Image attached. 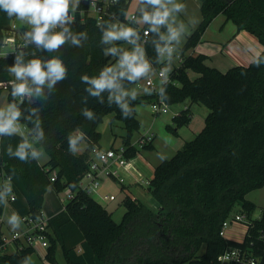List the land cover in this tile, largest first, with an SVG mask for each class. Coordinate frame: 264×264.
<instances>
[{
    "label": "trees",
    "instance_id": "1",
    "mask_svg": "<svg viewBox=\"0 0 264 264\" xmlns=\"http://www.w3.org/2000/svg\"><path fill=\"white\" fill-rule=\"evenodd\" d=\"M134 1L120 0L113 7L117 17L125 19L122 10L130 15ZM198 1L202 20L179 50L183 59L171 73L173 83L167 84L168 99L164 100L170 106L186 100L206 106L209 113L204 128L185 142L171 159L156 167L148 192L160 208L127 196L118 204L126 209L120 222L113 219L114 209L104 208L80 186L88 169L89 150L101 146L102 134L98 128L105 117L112 114L113 120L122 122L127 132L124 137L125 157H136L141 149L130 143L134 133L141 129L136 107L153 102L158 96L154 92L137 95L135 99L126 96L124 99L131 111L125 116L124 109L115 101L109 106L108 90L101 93L103 104L99 97H91L84 91L86 85L80 82L82 74L98 75L109 60L114 64L119 58L104 56L103 49L111 45L100 43L102 31L96 20L88 16L84 21L80 19L82 11L88 12L91 0H81L77 18L70 25L74 33H87L88 39L82 41V47H72L69 41L59 52H37V56L43 58L61 56L68 68L67 79L58 82L56 91L49 92L45 88L48 99L38 98L31 105H44L41 118L46 140L41 144H44L49 160L42 165L36 161L24 163L10 159L7 146L11 144L15 149L19 137L0 138V170L3 166L9 175L15 171L12 178L16 190L26 198L28 213L34 217L43 209L50 187L57 193L67 187L74 192L65 208L49 221L51 245L47 261L51 264H60L57 259L59 246L65 264H216L229 245L248 247L255 253L264 248V210L260 218L251 219L256 204L247 197L250 192L264 187V64L259 68L252 63L240 65L222 72L206 64V55L188 54L221 14L239 31L246 30L256 36L264 46V0ZM14 20L0 11V53L10 35L23 42L26 29H18ZM145 48L152 67H159L155 44L150 40ZM33 51L34 45L24 48V63L31 58L29 53ZM261 58L264 59V51ZM13 62V57L0 55V95L5 90L10 93L11 77L6 66H12ZM241 72L246 75L242 76ZM191 73H196L197 77L191 78ZM138 81L124 79L121 86L125 90ZM160 95L163 97V93ZM83 96H88L86 104ZM21 107H28L27 101ZM84 107L94 112V120L83 116L80 110ZM23 115L21 123H25ZM192 119L193 113L188 106L173 117L175 128L167 125V129L177 134ZM77 129L85 135L77 148L83 141L86 148L82 153L72 154L68 151L67 137ZM142 148L153 149L154 146L150 142ZM54 171L57 178L52 182ZM112 178L117 180L115 176ZM0 205L1 213L4 205ZM237 205L241 213L252 220L242 243L221 235L223 223ZM34 253L30 247L5 253L0 255V264H22Z\"/></svg>",
    "mask_w": 264,
    "mask_h": 264
},
{
    "label": "clouds",
    "instance_id": "2",
    "mask_svg": "<svg viewBox=\"0 0 264 264\" xmlns=\"http://www.w3.org/2000/svg\"><path fill=\"white\" fill-rule=\"evenodd\" d=\"M80 2L81 0H0V11L25 26L23 48L31 44L35 50L29 53L31 58L27 63L23 62L22 56H17L12 66H6L8 75L13 79L9 81L11 102L0 105V138L19 137L15 149L11 144L7 146L6 153L10 159H18L24 163L31 161L39 163L46 156L44 144H41V141L46 140L41 118L44 105L36 107L31 105L35 104L38 98L47 100L48 96L44 89L47 88L49 92L56 91L58 82L67 79L68 68L61 56L43 58L37 56V52H59L69 41L72 47L83 46L82 41L88 39L87 33H74L70 29L80 9L78 7ZM185 10L186 5L179 0H136L135 12L132 15L122 10L124 21L112 16L108 21L98 23L97 27L102 31L100 43L111 45L103 49L104 56L119 58L115 64L109 60V63L99 70L98 75L82 74L80 82L86 85L84 91L91 97H99V102L103 104L101 93L108 90L109 106L115 101L124 109L126 116L131 110L124 98L130 96L135 99L139 93L136 89L131 92L124 90L121 81L126 79L135 82L140 78L149 79L158 74L160 86L157 90L163 93L160 99L161 101L168 99L166 88L174 58L180 50L189 25L197 23L194 18L187 22L179 18ZM145 25L147 27L143 29L142 37L139 27L136 26ZM150 40L155 44L156 63L162 65L158 73L146 58L145 45ZM262 64L264 59L257 53L252 65L259 68ZM241 75L246 73L241 72ZM143 91L145 94H151L149 88H144ZM82 100L86 104L88 96H83ZM25 101L28 107L22 108ZM80 111L89 120L95 119L94 112L88 107ZM24 112H27V115H23ZM22 115L25 123H21ZM83 138L85 135L79 129L70 133L67 137L68 151L75 154L78 151V142ZM14 175L13 170L0 185L2 205H7L10 198L15 199L11 184ZM8 223L13 229H17L22 219L18 213L13 212ZM22 264H31V259L26 257Z\"/></svg>",
    "mask_w": 264,
    "mask_h": 264
},
{
    "label": "built area",
    "instance_id": "3",
    "mask_svg": "<svg viewBox=\"0 0 264 264\" xmlns=\"http://www.w3.org/2000/svg\"><path fill=\"white\" fill-rule=\"evenodd\" d=\"M119 1L120 0H91L88 12L85 14V11H82L80 19L84 21L85 16L92 17L93 19L96 20L97 25L98 23L109 20L110 17L112 16H116L115 18L124 21V19L117 17V13L113 10V7H115ZM133 13H131L130 15H132ZM76 18L77 17H75V19ZM13 27H16V25H13ZM136 27H139L141 31V35L143 37L144 36L143 29L145 28V26H136ZM4 43H5L4 46L6 44L11 46L12 52L9 54H4L1 50L0 55L13 57L14 58L13 64H14L16 57L23 56L24 54L23 42L22 40L18 41L15 35H10L5 39ZM178 55L180 56V64H181L183 58L180 54ZM161 67L162 65H160L159 67H155L157 73L159 72ZM175 68L176 66L172 65V71L169 73L168 83H173L171 73L174 71ZM156 76H157L156 80L154 79L155 75L151 76L149 79L147 77H144L140 79L135 84V86L140 90H143L144 88H149L151 89V92H154L158 96V98L152 102V109L154 110L155 114L157 115H160L161 113L168 114L170 105H168V103L164 99L163 101H161L160 99L162 95H160V92H158L157 90L158 87L160 86L159 76L158 74ZM12 79L13 78L11 77L10 80ZM8 99L9 102H11V97H9V95H8ZM152 141H153V135L147 136L145 137V139H142L141 145L150 143ZM83 142L86 148V142L85 141ZM125 151H126L125 147H121L119 149H115V148L103 149L100 146H95L91 148L89 150V157L87 160L88 169L84 173L82 180L80 181L81 188L91 196L93 194H97L99 189L103 185L104 179L113 176L116 177L117 171H114L112 169L113 165H115L118 168L127 167L129 165V159H127L124 154ZM8 176L9 174L6 172L4 167L1 166L0 185L4 183V181L7 179ZM56 178H57V172L54 171L51 174V181L54 182ZM11 184H12V192L13 195L15 196V199L10 198L8 200V203H13L17 200V190L13 178ZM58 194L60 195L59 197L60 202L61 204H63L62 209H64L66 204L73 198L74 192L72 191L71 188L67 187ZM115 199L116 196L114 195H109L106 198L107 201H112ZM51 217L52 216L47 215L43 209L41 210L40 214L36 217H34L31 214L24 216L22 220L25 222L26 227H25V231L23 232L12 231L10 229L8 230L5 227L3 218L0 217V255L9 253V252L4 253V251L8 249L10 245H13L15 247L14 252L20 251L25 247H30L35 251V253L36 252L40 253V255H42L44 259L47 260L48 249L51 245L49 239V234H50L49 221ZM251 219L244 213H238L233 217L230 215L223 223L221 235L225 239H227L229 235L226 232V228L230 225L238 224L242 227L241 231L242 232L245 231L243 240L237 241L242 243L251 225L252 222ZM262 237H264V235H262ZM216 264H264V248H262L259 253H255L253 250L249 249L248 247L245 248L242 246L229 245L225 248L224 252L219 256Z\"/></svg>",
    "mask_w": 264,
    "mask_h": 264
},
{
    "label": "rangeland",
    "instance_id": "4",
    "mask_svg": "<svg viewBox=\"0 0 264 264\" xmlns=\"http://www.w3.org/2000/svg\"><path fill=\"white\" fill-rule=\"evenodd\" d=\"M179 2L184 3L186 5V10L184 13L180 14V19L185 20V22H187L190 18H194L197 23H195L194 25H189L188 28V32L186 33L185 37L183 38V42L182 45L180 46V48L185 44L186 40H187V36L190 35L191 31L196 28L199 23L202 20V14L200 11V7L198 4L197 0H179ZM136 7V0L132 3L130 11L131 13L134 12V8ZM130 13V14H131ZM14 24L17 25L18 29H25V26L22 25L19 21H17L16 19L14 20ZM215 25V24H214ZM211 27L210 30V34L209 36L213 37L214 32L217 28V30L219 29L220 25H215V26ZM122 43V42H121ZM124 47H128V45H123ZM2 52L4 54H9L12 52V48L10 45H5L2 48ZM179 52L176 54L175 58H174V62L172 65L174 66H179L180 65V56L178 55ZM147 58V55H146ZM231 60L229 58V56H225V54H218V57L215 58V61H211V63H209L212 66H217L220 69H222L223 71H228L225 68L229 67V65H233L231 63ZM116 62V61H115ZM114 62V64H115ZM197 76L196 73H192L191 74V78H195ZM154 79H157V76L155 75ZM136 89L137 92L139 93L138 95L144 94L143 90L138 89L135 85L125 89L126 91L131 92V90ZM8 91L5 90L1 93L0 95V105H3L5 103H7L9 101L8 99ZM186 104L185 103H179V104H175V105H171L169 107V113L165 114V113H161L160 115L157 116V114H155L154 110L152 109V102L149 103H145V104H139L136 107V113H137V117L139 118L140 122H141V129L140 131L134 133L132 139L130 140V143L132 142H136L138 140L139 144H142V139H145V137L150 136V135H157V140L155 142V147L153 149H145V150H153L155 153H157L160 150V140L162 138V136L164 137L165 141H167V137L168 138H172L174 139V137L176 136L175 133L171 130L167 129V125H171L172 128L174 129V123H173V117L176 114H179L177 111H182L184 110V106ZM189 107H191V111L193 113L194 116V120L192 122L193 127L196 129V134L189 138L188 140H192L197 134H199L203 127H201L204 123L205 125V117L206 114L209 112V109L200 104V103H193V104H188ZM192 105V106H191ZM157 116V117H156ZM114 115L112 116L111 120L109 118L104 120V123L101 124L100 126V131L102 133V144L106 147L109 146V144H112L115 146L116 149L121 148V146L124 143V135H126V129L124 128V125L122 122H120L119 120H113ZM156 118V119H155ZM167 119V121H165ZM201 128V129H198ZM186 130V129H184ZM159 140V141H158ZM78 151L77 153H82L85 150V146H84V142L81 143V145L77 148ZM179 150V149H178ZM176 149V151H178ZM143 151V150H141ZM46 152V151H45ZM164 155L165 157H171V154H166V153H161V155ZM49 160V156L46 153L45 158H43L40 162L46 164ZM148 187L149 185H144V190L141 189H137L136 194L138 195V197L140 198L141 201L145 202V203H151V197L150 194L148 192ZM60 195L54 190L53 187H50L47 194H46V199H45V204H44V212L47 215H52L54 213H57L58 211H61V209L63 208V204H61L60 199H59ZM248 199L251 200L252 202H254L256 204V209L253 213V215L251 216V218L253 219H257L261 216L263 210H264V187L254 190L252 192H250L247 195ZM124 198V193H120V195H118L117 197V202L119 203L120 201H122V199ZM17 202L16 203H8L6 206H4V208L2 209V212L0 214V217L3 218L4 223H5V227H7L8 229L12 230V231H19V232H23L25 231V227L26 224L25 222L22 220V223L20 225L19 228L17 229H13L11 227V225L8 223V219L9 217L13 214V212H16L19 214V216L21 217V219L24 216L28 215V203L26 198L20 193L18 194L17 192ZM112 207V206H111ZM110 207V208H111ZM118 206H116L114 208V212H113V219L116 222H120L122 220V216L125 212L123 207L117 208ZM241 213L240 207L237 205L234 207V209L232 210L231 216H235L236 214ZM226 232L227 234H231L233 237H227V239L229 240H233V241H241L244 238V232H242L239 229H236L235 226L230 225L226 228ZM15 250V247L13 245H10L8 249H6L4 251L5 252H9V253H13ZM57 258L60 261L61 264H65V258L63 256V252L61 250V247L58 249L57 251ZM31 264H49V262L44 259V257L42 255H40V253L36 252L31 256Z\"/></svg>",
    "mask_w": 264,
    "mask_h": 264
},
{
    "label": "crops",
    "instance_id": "5",
    "mask_svg": "<svg viewBox=\"0 0 264 264\" xmlns=\"http://www.w3.org/2000/svg\"><path fill=\"white\" fill-rule=\"evenodd\" d=\"M198 4L200 7L199 1H198ZM214 24L215 25L218 24L220 26H219L218 30L216 28L213 37H211V36H209V34H210L211 27ZM263 51H264V46L258 40V38L256 36H254L253 34H251L250 32H248L246 30L239 31L237 29V26L232 21H227L226 16L221 14V15L217 16L213 20V22L210 24V26L207 28L205 34L202 37L201 42L194 49L190 50L188 52V54H194V55L204 54V55H206L208 57L206 60V64L208 66H211V67H214V66L210 65L209 63H211V61L214 62L215 58L218 57V54H220V53L225 54V56H229V58L231 59L229 61H231V63L233 64V65L230 64L229 67L225 68L226 70H228L229 68H232L235 66H240V65L248 66L249 64L252 63L254 56L257 53L261 54ZM215 68L221 70L222 72H225L217 66H215ZM191 74H190V76H191ZM183 103L186 104L184 106V109H186L189 106L188 104H190L189 100H186ZM177 112L180 113L181 111H177ZM207 114H206V116H207ZM112 116L113 115L110 114V115L106 116L105 119L109 118L111 120ZM138 120H139V118H138ZM193 120H194V116H193V119L189 125L184 126L177 131V134H175L176 136L174 137V139L167 137V141H165L164 137L162 136L160 143H159L161 151H158L157 153H155L153 150L143 149L142 148L143 145H140L138 140L136 142H132V145L138 146L143 151L140 150V152L137 154L136 157L129 159V165L127 167L118 168L115 165H113L112 169L114 171H117V175H116L117 180H115L112 177L104 179L103 185L99 189L98 193L93 194L91 197L97 203L102 205L104 208L105 207L110 208L112 206L111 209H114L116 206H118L119 203H116V202H117V197H118V195H120V193H124V198L128 196V197L132 198L133 200H140V198L136 194L137 189H141V190L145 191L146 189H144V185H149L150 181L154 178L156 167L158 165H160L164 160L171 159L180 149L183 148L185 142L189 141L188 139L193 137L196 134V129L192 125ZM165 121H167V119ZM139 122H140V120H139ZM103 123H104V121H103ZM140 124H141V122H140ZM203 126H204V123L201 127H203ZM100 127L101 126H99V128H98L99 131H100ZM184 129H186V130H184ZM198 129H201V128H198ZM124 136H126V135H124ZM153 137L154 138H153L152 143L155 145V142L158 138H157L156 134H154ZM84 146H85V144H84ZM100 147H102L103 149L115 148L113 143L109 144L108 147L104 146L102 144V140H101V146ZM121 147H124V143ZM176 149L177 150L179 149V150L176 151ZM162 152L166 153V154H171L172 156L168 157V158L165 157L163 154L160 156V154ZM77 154H79V153H77ZM39 163L42 165L44 164L41 162H39ZM122 187H124V188L122 189ZM18 194H20V193H18ZM109 195L116 196V199L112 200V201H107L106 198ZM45 199H46V195H45ZM17 200L13 203H16ZM10 204H12V203H10ZM44 204H45V202H44ZM120 207H123L125 212H126V209L123 205L118 206V208H120ZM28 210H29V206H28ZM58 212H60V211H58ZM57 213H54L50 216H53ZM233 226H235L236 229L242 230L241 229L242 227L238 224H235ZM243 232H245V231H243ZM229 236L233 237L231 234H229ZM59 248H60V246L58 247V249ZM49 264H51V263L49 262Z\"/></svg>",
    "mask_w": 264,
    "mask_h": 264
},
{
    "label": "water",
    "instance_id": "6",
    "mask_svg": "<svg viewBox=\"0 0 264 264\" xmlns=\"http://www.w3.org/2000/svg\"><path fill=\"white\" fill-rule=\"evenodd\" d=\"M150 201L153 205H155L156 208H160V204L154 198H152Z\"/></svg>",
    "mask_w": 264,
    "mask_h": 264
}]
</instances>
